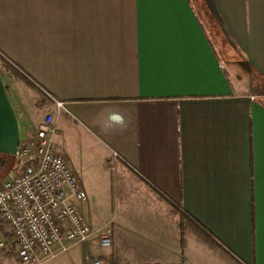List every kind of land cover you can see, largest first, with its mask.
<instances>
[{
  "label": "crops",
  "instance_id": "obj_1",
  "mask_svg": "<svg viewBox=\"0 0 264 264\" xmlns=\"http://www.w3.org/2000/svg\"><path fill=\"white\" fill-rule=\"evenodd\" d=\"M0 58L63 104L54 151L85 223L111 230L108 249L56 244L32 264H264V0H0ZM33 101L15 105L21 141L54 107ZM8 229L0 264H22Z\"/></svg>",
  "mask_w": 264,
  "mask_h": 264
},
{
  "label": "built area",
  "instance_id": "obj_2",
  "mask_svg": "<svg viewBox=\"0 0 264 264\" xmlns=\"http://www.w3.org/2000/svg\"><path fill=\"white\" fill-rule=\"evenodd\" d=\"M49 98L54 107L33 135L20 142L13 176L0 183V221L9 228L22 264L39 263L38 256L51 258L56 244H86L93 234L101 249L112 246L110 231L93 232L76 207L87 195L65 158L54 151V116L63 104ZM4 245L0 240V250ZM86 264L102 263L93 255Z\"/></svg>",
  "mask_w": 264,
  "mask_h": 264
},
{
  "label": "rangeland",
  "instance_id": "obj_3",
  "mask_svg": "<svg viewBox=\"0 0 264 264\" xmlns=\"http://www.w3.org/2000/svg\"><path fill=\"white\" fill-rule=\"evenodd\" d=\"M204 23H205V21H204ZM205 26H206V28L208 30V34H209L210 38L212 39V41L214 42V44L217 46L218 49H221V47H222L221 46V38L209 30V26L207 23H205ZM221 51H222V49H221ZM225 55H227V54H225ZM0 77L2 78V81L8 90V96H9V99L12 103V106L15 109L17 118H18V115L20 114V112L18 111V109L16 108L15 105H17L18 101H20V107H22L23 110H25V111L31 110L33 103H34L33 95L36 96V100L39 102L38 104L41 105L42 103H44L45 105H47L49 107L50 100L46 101L44 97L39 96L38 93H36L35 91H33L31 89L29 90L22 83L18 82V80H17L18 76H17L16 72L14 71V69L11 68L8 64H6V62L4 60H2L1 58H0ZM48 110L45 109V113H47ZM18 121L20 123L19 118H18ZM56 138L57 137L55 135L54 136V143L56 141ZM62 149H64V148H62ZM64 151H65L64 152L65 154L67 153L66 156L68 158H71V156H72L71 153L74 154L73 155L74 157L77 156L75 154V152L66 151L65 149H64ZM2 156L6 157V164H4L3 167H0V182H3L7 178H11L13 176L15 167L17 165V160H16L15 156H7V155H2ZM2 160H5V159H2ZM112 179H113V174H111V173H107L106 175H104L103 179L99 176V179H97L98 182L101 184V187L99 185V188H102V186L104 185L103 184L104 181L106 182V184L108 182V185H109L112 182ZM113 182H114V179H113ZM94 185H95V183H94ZM102 190L103 189H101L99 191L96 190L94 195L91 196L99 204L96 206V212H95L98 220H103L107 216H110L112 213V206L109 204V199L112 197L111 189L110 190L108 189L110 194L109 193L107 194L106 189H105V192H103V193H102ZM102 230H109L111 233V230L109 227H104V228H102ZM95 231H97V229L93 230V232H95ZM186 239L189 241L190 238L188 235L186 236ZM96 240L98 241V238L95 236V234L91 235L89 237V239L87 240V241H89L88 244H89L91 250H94L96 248V246H97ZM117 261L121 262L122 259L117 258Z\"/></svg>",
  "mask_w": 264,
  "mask_h": 264
},
{
  "label": "water",
  "instance_id": "obj_4",
  "mask_svg": "<svg viewBox=\"0 0 264 264\" xmlns=\"http://www.w3.org/2000/svg\"><path fill=\"white\" fill-rule=\"evenodd\" d=\"M21 142L19 121L0 77V154L15 156ZM0 159V167L4 165Z\"/></svg>",
  "mask_w": 264,
  "mask_h": 264
},
{
  "label": "trees",
  "instance_id": "obj_5",
  "mask_svg": "<svg viewBox=\"0 0 264 264\" xmlns=\"http://www.w3.org/2000/svg\"><path fill=\"white\" fill-rule=\"evenodd\" d=\"M202 15H203L204 21L208 23L209 30L212 31L213 33H215L216 35H218L219 37H221L222 31L220 29L219 24L215 21V19L213 17H210V16L207 17L206 14L205 15L202 14ZM26 84H28V83L26 82ZM28 85H29L30 88H32V86L30 84H28ZM6 90H7V88H6ZM7 93H8V90H7ZM38 94H41V93L38 91ZM38 103L39 102L37 101L36 104L39 105ZM50 103L52 104V102H50ZM3 157H5V156H3ZM175 211L177 213H179L180 221H181L179 227H180L181 232L183 233V230H184V227H185L184 226V221H185V219H188V218L186 217L185 214H182V212H179L178 210H175ZM181 246L183 247V237H181Z\"/></svg>",
  "mask_w": 264,
  "mask_h": 264
}]
</instances>
